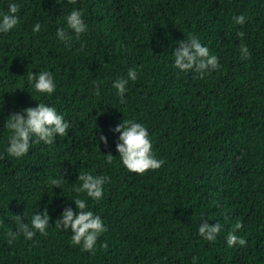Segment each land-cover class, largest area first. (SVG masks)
I'll return each mask as SVG.
<instances>
[{"label": "trees", "instance_id": "obj_1", "mask_svg": "<svg viewBox=\"0 0 264 264\" xmlns=\"http://www.w3.org/2000/svg\"><path fill=\"white\" fill-rule=\"evenodd\" d=\"M18 2L20 22L0 33V153L7 115L24 107L55 106L69 127L51 144L32 143L22 158H0V264H264V0ZM6 4L0 0V9ZM72 8L83 10L89 30L59 41L56 28L66 27ZM240 13L243 25L232 20ZM37 20L42 28L33 33ZM191 35L220 60L203 77L172 67V47ZM128 67L138 76L121 102L111 81ZM43 70L54 75L51 95L35 93L27 80V71ZM131 118L148 128L159 168L138 174L121 165L109 129ZM81 171L109 177L99 200L73 191ZM56 178L59 186L51 183ZM77 196L106 226L92 252L55 227ZM45 207L46 234L7 243L14 215L28 220ZM205 219L222 224L215 241L197 232ZM236 221L247 243L228 246Z\"/></svg>", "mask_w": 264, "mask_h": 264}, {"label": "clouds", "instance_id": "obj_2", "mask_svg": "<svg viewBox=\"0 0 264 264\" xmlns=\"http://www.w3.org/2000/svg\"><path fill=\"white\" fill-rule=\"evenodd\" d=\"M21 4L18 0H7L6 8L0 9V33H8L14 29L20 22L18 15ZM66 27L58 26L56 28V37L59 41H70L73 37L80 39L82 33H87L88 24L83 18V10L72 8L64 16ZM232 20L235 24L243 25L246 17L243 13L234 14ZM42 25L39 20L31 26L33 33L41 31ZM68 29L71 30V34ZM83 48L85 42L80 41ZM239 53L241 59H246L249 55L248 46L241 42L239 44ZM172 67L178 72L193 70L198 72L201 77L218 69L220 65L219 57L212 53L207 44L191 35L188 39H181L178 45L172 47L171 52ZM138 72L136 67H128L126 74L118 75L111 81V87L121 102L125 99V93L128 92L130 81L137 79ZM27 80L32 90L37 94L51 95L56 90L54 75L49 70L39 72L27 71ZM94 94L99 95V88L94 87ZM4 127L8 130L7 141L3 153L9 157L22 158L30 149L32 143L43 141L45 144L53 143L57 136L66 134L69 121L65 119L64 113L57 110L55 106L49 105L43 101L14 111L7 115ZM99 131V141L106 147L108 146V136L103 130ZM109 131L113 133V143L118 153L121 165L129 172L143 174L146 170L157 169L163 164V160L158 158L153 150L152 140L148 128L135 118L124 119L110 127ZM114 155L107 152L105 159L108 162L113 160ZM67 171L62 173L64 178ZM77 180L80 183L73 185L75 193H84L87 198L99 200L104 191V185L109 180L106 174H93L90 171H81L78 173ZM63 182L62 178H56L51 181L54 186H59ZM74 202L75 208L71 205L62 207V211L55 219V227L65 231H71V243L79 245L81 251H94V246L98 237L106 230V226L100 215L95 214L88 206L86 198L79 196L68 199ZM11 219L15 222L14 229H8L5 233L7 243L23 235L25 240H32L37 234H46L48 229L50 214L45 207L43 210L34 209L30 219L25 220L24 216L14 215ZM225 219L227 217L225 216ZM241 222L236 221L225 235L228 246L234 244L244 245L247 243L245 238L237 235L241 228ZM222 224L220 221L211 223L206 219L201 222L197 228L199 236L206 241H215L221 232Z\"/></svg>", "mask_w": 264, "mask_h": 264}]
</instances>
